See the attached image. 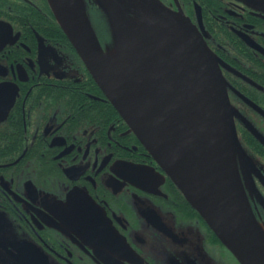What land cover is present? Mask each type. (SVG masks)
Here are the masks:
<instances>
[{"label":"flooded vegetation","instance_id":"af4514ba","mask_svg":"<svg viewBox=\"0 0 264 264\" xmlns=\"http://www.w3.org/2000/svg\"><path fill=\"white\" fill-rule=\"evenodd\" d=\"M160 1L218 58L264 229V0ZM83 3L106 50V16ZM165 119L181 147L185 120ZM0 264H240L109 101L49 0H0Z\"/></svg>","mask_w":264,"mask_h":264},{"label":"water","instance_id":"95a60500","mask_svg":"<svg viewBox=\"0 0 264 264\" xmlns=\"http://www.w3.org/2000/svg\"><path fill=\"white\" fill-rule=\"evenodd\" d=\"M93 1L110 29L106 50L83 0H49L96 83L222 243L240 264H264V229L238 170L243 151L218 58L190 20L160 0ZM117 54L122 70L110 62ZM170 116L185 120L194 147L184 132L174 145Z\"/></svg>","mask_w":264,"mask_h":264},{"label":"bare ground","instance_id":"6f19581e","mask_svg":"<svg viewBox=\"0 0 264 264\" xmlns=\"http://www.w3.org/2000/svg\"><path fill=\"white\" fill-rule=\"evenodd\" d=\"M144 31L147 32V31H148V28L145 27V28H144ZM144 31H143V32H144ZM143 34H144V33H142L141 31L138 33V36H139V39H140L141 42H143ZM110 62H111L115 67L119 68L120 70L123 69L122 64H121V56H120L119 54L115 55L114 57H111V58H110ZM125 72H127V70H126Z\"/></svg>","mask_w":264,"mask_h":264},{"label":"trees","instance_id":"16d2710c","mask_svg":"<svg viewBox=\"0 0 264 264\" xmlns=\"http://www.w3.org/2000/svg\"><path fill=\"white\" fill-rule=\"evenodd\" d=\"M99 31L101 32L102 35H104L105 30L103 29V25H100V23H99Z\"/></svg>","mask_w":264,"mask_h":264}]
</instances>
